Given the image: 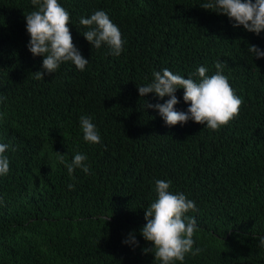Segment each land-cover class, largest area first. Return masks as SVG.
<instances>
[{
    "label": "trees",
    "instance_id": "16d2710c",
    "mask_svg": "<svg viewBox=\"0 0 264 264\" xmlns=\"http://www.w3.org/2000/svg\"><path fill=\"white\" fill-rule=\"evenodd\" d=\"M71 14L70 30L85 70L64 62L42 70L43 56L27 45L25 14L31 0H0V143L9 144L10 172L0 177V264H160L144 253L151 242L140 229L156 198V180H170L197 212L195 245L183 264H264V50L260 35L234 27L227 15L206 10L208 0H58ZM105 11L126 41L120 56L92 47L81 17ZM225 64L239 116L219 131L189 120L167 126L155 93L141 97L153 73L168 68L199 80ZM184 89L178 111H187ZM90 116L102 143L83 139L81 116ZM66 137V138H65ZM15 151H12V148ZM85 154L90 174L65 161ZM74 184V189L68 185ZM138 246L124 244L129 233ZM176 264H181L177 261Z\"/></svg>",
    "mask_w": 264,
    "mask_h": 264
},
{
    "label": "clouds",
    "instance_id": "9594fccd",
    "mask_svg": "<svg viewBox=\"0 0 264 264\" xmlns=\"http://www.w3.org/2000/svg\"><path fill=\"white\" fill-rule=\"evenodd\" d=\"M31 3L36 10L25 14L26 30L30 36L27 47L34 57L43 56L42 70L34 72L35 78H44L45 72L56 73L62 63L69 61L78 70H85L89 59L81 54L74 43L70 30V12L58 0H31ZM200 6L217 14L227 15L234 22V27L242 25L245 30L256 35L264 31V0H208ZM79 23L89 29L82 34L92 47L100 49L106 44L111 54L117 57L125 50L126 41L121 30L105 11L97 10L90 17H81ZM248 51L256 58L264 57V50L254 44L249 45ZM224 66V63L217 61V71L213 75L207 74L206 67H198V81L164 68L162 72L153 73L154 79L151 83L137 86L138 91L141 97L148 93H155L161 100L166 96L170 97L164 103L147 104L148 108L158 110L169 127L184 125L192 120L205 125L211 131H219L239 116L243 105V99L235 93L228 77L223 74ZM180 88L184 89V102L189 104L187 111H178L175 107L179 103L176 92ZM6 100V96H0V103ZM80 126L84 141L89 144L102 143L99 131L90 116H81ZM9 147V144L0 143V177L7 176L10 172V161L5 154ZM15 150L13 147L12 151ZM59 159L65 164L70 177L74 178L73 174L78 168L85 174H90V165L86 163L88 157L85 154L77 152L70 163L65 161L63 155ZM171 183L170 180H156L157 198L145 208L147 222L140 232L144 240L152 245L145 247L144 253H154L155 261L160 264H176L177 261L183 264L188 254L195 257L203 251L194 247V236L198 231L196 218L187 215L189 212H197L198 208L183 192H171ZM68 187L74 189L75 185L69 184ZM123 243L134 247L139 245L134 231L129 233ZM259 246L264 248V236L259 238Z\"/></svg>",
    "mask_w": 264,
    "mask_h": 264
}]
</instances>
